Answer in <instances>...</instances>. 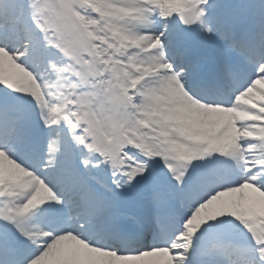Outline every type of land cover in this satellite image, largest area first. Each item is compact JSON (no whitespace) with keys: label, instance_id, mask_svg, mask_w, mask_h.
<instances>
[{"label":"snow or ice","instance_id":"obj_1","mask_svg":"<svg viewBox=\"0 0 264 264\" xmlns=\"http://www.w3.org/2000/svg\"><path fill=\"white\" fill-rule=\"evenodd\" d=\"M0 264H264V0H0Z\"/></svg>","mask_w":264,"mask_h":264}]
</instances>
